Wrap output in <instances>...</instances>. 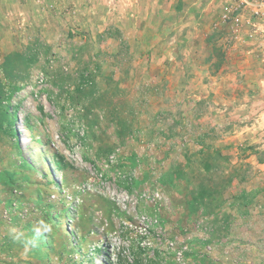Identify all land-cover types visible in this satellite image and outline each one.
<instances>
[{"label":"rangeland","instance_id":"374dc122","mask_svg":"<svg viewBox=\"0 0 264 264\" xmlns=\"http://www.w3.org/2000/svg\"><path fill=\"white\" fill-rule=\"evenodd\" d=\"M192 1L0 0V264H264V35ZM228 171L260 196L204 230Z\"/></svg>","mask_w":264,"mask_h":264},{"label":"crops","instance_id":"0c3cea01","mask_svg":"<svg viewBox=\"0 0 264 264\" xmlns=\"http://www.w3.org/2000/svg\"><path fill=\"white\" fill-rule=\"evenodd\" d=\"M179 1H180L179 3H181L182 0H179ZM221 1H223L222 7H224L225 4L229 2H236V0H193L192 4L196 6L208 7L209 5H212L214 2H221ZM183 5L186 6V4H183ZM221 13H222V10H220L219 15H218L220 19H221ZM248 34L250 36H253L252 31H250L249 29L247 30V35ZM259 84L262 85L261 83ZM261 101H262V96L260 95L258 97L257 102L259 103ZM257 126L259 127V129H261L262 127V112L259 115H257V123L256 125L253 124V128L256 129ZM230 162H232L230 164L231 168H234L237 165H239L237 159L230 160ZM257 164L259 167L262 166V163L258 162ZM227 173L229 174L226 176V180L228 182V185L226 188H222L221 186L217 184V188L216 189L213 188L214 190L212 192L206 195L199 194L200 199H202L201 202L203 203L202 207H205L204 204H206L207 201L209 202V200H211L212 203L216 202V205H217V208H216L217 214L215 213V216L212 215L210 219L206 217L205 220L202 221L203 223L201 224V227L204 230H215L216 228V230L226 229L227 231H229L231 229L230 225H232V223L236 225L235 222L242 220L244 216H248V214L250 216L252 212L251 211L252 202L256 200V198L258 199L260 196L259 195L258 197H256V194H252L251 192H246V191L245 192L234 191L233 189L236 188L237 186L236 182H238V180L234 176V174H232L230 171H228ZM219 179L224 180V176L223 178H220V174H218L214 178V181L219 182ZM224 221H226L227 223L226 226L222 225ZM207 225H209L210 229L208 228ZM205 226L207 227V229L205 228ZM209 242H210L208 244L209 248L215 247V245L216 246L222 245V242L219 243V240L215 242L214 239H210ZM204 245L205 243L201 244L202 247ZM251 246H256L258 248V247H261V244L257 242L256 244L252 243ZM205 248H208V247H205ZM257 262H260V261H257Z\"/></svg>","mask_w":264,"mask_h":264},{"label":"built area","instance_id":"2783aa9c","mask_svg":"<svg viewBox=\"0 0 264 264\" xmlns=\"http://www.w3.org/2000/svg\"><path fill=\"white\" fill-rule=\"evenodd\" d=\"M222 22L233 25L239 34L240 27L247 26L252 35H264V0H236L225 4L221 13ZM150 246V243H147ZM179 258L182 253L178 254Z\"/></svg>","mask_w":264,"mask_h":264},{"label":"clouds","instance_id":"9594fccd","mask_svg":"<svg viewBox=\"0 0 264 264\" xmlns=\"http://www.w3.org/2000/svg\"><path fill=\"white\" fill-rule=\"evenodd\" d=\"M51 231V225L41 219L32 226L31 235H28L22 228L17 226H11L8 230V234L10 238L15 243H18L24 249L25 253H27L37 248L41 238Z\"/></svg>","mask_w":264,"mask_h":264},{"label":"trees","instance_id":"16d2710c","mask_svg":"<svg viewBox=\"0 0 264 264\" xmlns=\"http://www.w3.org/2000/svg\"><path fill=\"white\" fill-rule=\"evenodd\" d=\"M6 85L7 86H5V85H2V83H0V86H1V90H0V108H1V104H2V101H5V99L6 98H4V94H5V92H4V86L5 87H8V88H10L11 90H15L16 89V84L14 83V82H8V83H6ZM10 116H13V117H17V115L15 114V113H10ZM97 252L99 253H101V250L99 249V250H97Z\"/></svg>","mask_w":264,"mask_h":264},{"label":"bare ground","instance_id":"6f19581e","mask_svg":"<svg viewBox=\"0 0 264 264\" xmlns=\"http://www.w3.org/2000/svg\"><path fill=\"white\" fill-rule=\"evenodd\" d=\"M22 143V142H21ZM38 144V143H37Z\"/></svg>","mask_w":264,"mask_h":264}]
</instances>
